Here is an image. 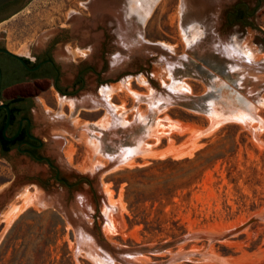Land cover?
Returning <instances> with one entry per match:
<instances>
[{"label": "rangeland", "instance_id": "obj_1", "mask_svg": "<svg viewBox=\"0 0 264 264\" xmlns=\"http://www.w3.org/2000/svg\"><path fill=\"white\" fill-rule=\"evenodd\" d=\"M235 5L249 13L241 22L227 16ZM28 10L0 29L21 41L60 30L62 83L77 60L90 64L104 77L91 74L88 90L109 104L93 106L92 91L42 95L57 104L35 130L62 176L81 180L67 199L58 181L47 190L30 179L51 177L46 164L0 159V193L17 185L0 212V264H264V0H33ZM80 13L98 29L86 47L71 25ZM104 40V57L91 55ZM96 236L142 250L118 258Z\"/></svg>", "mask_w": 264, "mask_h": 264}, {"label": "flooded vegetation", "instance_id": "obj_2", "mask_svg": "<svg viewBox=\"0 0 264 264\" xmlns=\"http://www.w3.org/2000/svg\"><path fill=\"white\" fill-rule=\"evenodd\" d=\"M32 1L10 0L1 5L0 25L21 13L29 12L28 6ZM98 9L96 4L93 10ZM73 16L71 25L75 28V39L80 46H89L90 40L95 37L94 30L98 29L92 25L89 15L80 13ZM51 29L54 28H43L35 37L23 41L16 34L10 37L8 29H0V159L14 160L20 164H46L53 173L51 177L44 180L34 173L30 179L47 190L52 189L51 180L58 181L68 199L81 178L72 182L62 176L54 159L47 153L48 139L43 136L42 130H35L36 116L48 113L47 107L54 109L57 104L50 100L46 106L42 95L54 96L58 93L78 96L82 92L87 93L92 91L88 90L91 74L97 80H101L104 74L93 69L90 64L77 60L79 64L71 72V80L63 84L62 63L65 60L61 57L58 59L56 54L67 38L60 30ZM104 42H98L91 55L101 49L102 59L106 47ZM41 124L40 128L43 127Z\"/></svg>", "mask_w": 264, "mask_h": 264}, {"label": "water", "instance_id": "obj_3", "mask_svg": "<svg viewBox=\"0 0 264 264\" xmlns=\"http://www.w3.org/2000/svg\"><path fill=\"white\" fill-rule=\"evenodd\" d=\"M10 0H0V6L5 4L6 2H8ZM145 47L147 48V50L149 51H153L154 49H161L164 52H166V50H164L163 48L157 46V45H145ZM153 49V50H152ZM162 92L170 98H174V95L169 92V90H162ZM61 121H59L58 123H62V124H66L67 122L65 121V119L63 117H60ZM9 121V120H8ZM8 124V122H7ZM133 124L128 125L129 127L132 126ZM126 126V127H128ZM7 127V125H6ZM5 127V130H6ZM17 185L16 183H11L5 190H3L0 193V212L3 210V208L6 206V204L12 199L15 191H16ZM58 211L67 219V221H69L78 232H81V230L86 231L87 230V224L85 223V221L78 216L77 212L71 210L68 205L63 201L62 198H59L57 200L56 206H55ZM86 229V230H85ZM90 231V230H88ZM88 234V233H87ZM97 242L100 244V246L106 250V252H108L109 254H112L115 257L121 258V256H127L136 252H139L142 250V248H134V249H121V248H116L113 247L112 245H110L107 241L103 240L102 237L100 236H96Z\"/></svg>", "mask_w": 264, "mask_h": 264}, {"label": "bare ground", "instance_id": "obj_4", "mask_svg": "<svg viewBox=\"0 0 264 264\" xmlns=\"http://www.w3.org/2000/svg\"><path fill=\"white\" fill-rule=\"evenodd\" d=\"M96 7V5H94V4H92V8H95ZM124 12V11H123ZM122 12V13H123ZM126 13V12H125ZM122 16H123V14H122ZM121 19H122V17H121ZM124 19H122V21H123ZM120 22V21H119ZM124 22V21H123ZM120 24H121V22H120ZM123 27V26H122ZM121 28V27H120ZM122 29V28H121ZM124 29V28H123ZM122 29V30H123ZM122 38H121V41L123 42V43H127V42H129L131 39H132V36L130 35V33L127 31H124L123 30V34H122ZM204 36V35H203ZM146 48V47H145ZM147 49V48H146ZM153 50V49H152ZM153 51H156V52H159V53H166V52H164L163 50H161V49H154ZM115 60H116V64H118L119 62H120V65H122V63H124V60H125V62H126V55H124V54H122L121 52L119 53V56L117 57V56H115ZM114 65H115V62H114ZM88 93V92H87ZM92 93H93V91H92ZM102 93H105V90H103L102 91ZM94 94V93H93ZM89 99L91 100V102H92V104H93V106H97V105H99V104H102V102H104V99H103V97H102V99H100L99 97H97L95 94L94 95H91L90 97H89ZM106 100V102H107V99H105ZM106 102H104V105L106 104V106H107V104H109V103H106ZM78 104H80V102H78ZM75 104L72 102L71 103V107H73ZM104 105H102V107H104ZM109 107L110 106H108V107H106V109H109ZM55 120H56V123H58L59 121H61V119L59 118V116L58 117H56V118H54ZM173 149V148H172ZM149 151H151V150H149ZM177 151V150H176ZM129 152H133L132 150H130ZM156 152V151H155ZM184 152V151H183ZM158 153V152H157ZM152 154H153V152H152ZM152 154H151V152L148 154V153H146V154H144L142 157H144V156H146V155H151L152 156ZM162 154V153H161ZM181 154V153H180ZM132 155V154H131ZM156 156V155H155ZM126 159V158H125ZM131 161H132V159H131ZM130 162V161H129ZM129 162H127V164H129ZM134 162V161H133ZM130 164H131V162H130ZM109 185H107L106 187H105V190H106V192L108 193V194H111V190L109 189V187H108ZM113 193V192H112ZM112 196V195H111ZM111 196H109L110 198V201H114L112 198H111ZM25 197V196H24ZM26 199V203L28 202V200L30 199V197L29 196H26L25 197ZM115 202V201H114ZM85 204H86V200H85ZM19 206V205H18ZM20 207V206H19ZM85 207V206H84ZM11 209H9L6 213H5V215H4V221H6V219L9 221V219L11 220V217H12V215H13V213H15V212H17L18 210H17V207H14V206H12V207H10ZM15 210H17V211H15ZM86 213V212H85ZM88 214V213H87ZM15 215V214H14ZM13 215V216H14ZM84 232H82L81 234H83ZM82 240V239H81Z\"/></svg>", "mask_w": 264, "mask_h": 264}, {"label": "trees", "instance_id": "obj_5", "mask_svg": "<svg viewBox=\"0 0 264 264\" xmlns=\"http://www.w3.org/2000/svg\"><path fill=\"white\" fill-rule=\"evenodd\" d=\"M243 12V16L246 17L249 15V13L246 11V9H241L240 5H235L231 11L228 12L227 16L231 17L234 16V20L233 21H242V17L238 16Z\"/></svg>", "mask_w": 264, "mask_h": 264}]
</instances>
